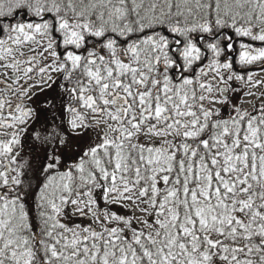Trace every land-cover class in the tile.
Here are the masks:
<instances>
[{
    "label": "snow or ice",
    "instance_id": "6c2138e0",
    "mask_svg": "<svg viewBox=\"0 0 264 264\" xmlns=\"http://www.w3.org/2000/svg\"><path fill=\"white\" fill-rule=\"evenodd\" d=\"M0 264H264V0H0Z\"/></svg>",
    "mask_w": 264,
    "mask_h": 264
}]
</instances>
